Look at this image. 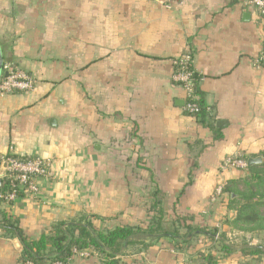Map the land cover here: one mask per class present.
Masks as SVG:
<instances>
[{"label":"crops","instance_id":"crops-1","mask_svg":"<svg viewBox=\"0 0 264 264\" xmlns=\"http://www.w3.org/2000/svg\"><path fill=\"white\" fill-rule=\"evenodd\" d=\"M0 50L3 64L35 78L33 89L0 96V154L49 162L36 195L0 201L27 237L78 216L101 230L145 226L154 190L165 220L239 231L215 189L247 173L224 159L264 161V29L244 0H0ZM186 51L204 122L183 113L184 90L171 81ZM207 243L160 238L117 261L194 264ZM235 248L218 264H264ZM20 251L0 232V264H19Z\"/></svg>","mask_w":264,"mask_h":264},{"label":"trees","instance_id":"trees-1","mask_svg":"<svg viewBox=\"0 0 264 264\" xmlns=\"http://www.w3.org/2000/svg\"><path fill=\"white\" fill-rule=\"evenodd\" d=\"M194 91L198 96L199 76L194 74ZM199 112L190 114L199 122L206 117L205 104L198 96ZM264 157V153L262 154ZM26 157V156H20ZM246 160V159H245ZM247 173L238 179L228 180L221 188L226 193L228 206L235 211L233 224L237 228H258L264 230V161L244 168ZM0 190L6 192L7 182L2 180ZM234 195V196H232ZM149 219L145 226L121 225L110 229H98L86 216H78L70 220H60L47 232H42L37 239L27 237L19 226V221L0 209V232L4 236L17 238L21 244L18 263L66 264L73 256L72 251L88 249L104 264H119L117 257L132 245L140 244L146 248L160 238H170L175 248L188 247L200 236L215 245L212 249L197 251L190 256L194 264H218L219 260L230 255L236 248L227 242L225 234L216 227H202L188 224L186 218L176 217L169 221L164 219L159 192H151ZM218 234V235H217ZM217 235V236H216ZM213 248V247H212ZM243 254H260L264 257L261 244L243 246Z\"/></svg>","mask_w":264,"mask_h":264},{"label":"built area","instance_id":"built-area-1","mask_svg":"<svg viewBox=\"0 0 264 264\" xmlns=\"http://www.w3.org/2000/svg\"><path fill=\"white\" fill-rule=\"evenodd\" d=\"M244 4L257 12L264 29V0H244ZM2 70L6 74L0 79V96L33 89L35 78L29 72L11 63L3 64ZM195 73L190 52H183L174 58L171 81L183 88L184 100L181 109L183 113L188 115L195 114L200 110L198 96L194 91ZM208 110L209 108L205 106V111ZM3 163H6V168L0 179L1 183L3 179L6 180L8 190L6 192L0 190V201L7 203L14 201L20 195H36L39 190L36 178L46 177L49 174V162L37 156L22 158L13 154H0V168ZM222 165L223 167L244 169L246 167V160L242 158H226L223 160ZM221 188L222 186L216 187V195L221 194ZM72 253L73 256L79 257H89L92 255L88 249H74ZM20 264H30V262ZM52 264L61 263L53 262Z\"/></svg>","mask_w":264,"mask_h":264},{"label":"rangeland","instance_id":"rangeland-1","mask_svg":"<svg viewBox=\"0 0 264 264\" xmlns=\"http://www.w3.org/2000/svg\"><path fill=\"white\" fill-rule=\"evenodd\" d=\"M167 221H169V220H167ZM236 229L239 231L232 233L229 238L225 235L227 242H229L231 245H233L234 247L240 248L243 246L261 244L264 248V230H261L258 228H250V227L243 228V229L236 227ZM214 246L215 245L211 244L208 241V243L206 245H204L203 248H204V251H206L207 249H212V252H214L216 254L217 251L215 250L216 247H214ZM217 255H218V253H217ZM261 257L262 256L260 255L258 258L260 259ZM258 258L256 259L257 262L259 260Z\"/></svg>","mask_w":264,"mask_h":264},{"label":"water","instance_id":"water-1","mask_svg":"<svg viewBox=\"0 0 264 264\" xmlns=\"http://www.w3.org/2000/svg\"><path fill=\"white\" fill-rule=\"evenodd\" d=\"M263 61H264V58H263ZM2 65H3V57H2V54H1V50H0V70L2 69ZM261 162H262V158L260 156H257V157H249L246 160V165L247 166H251L253 164H259ZM5 168H6V163H3L2 166H1V168H0V177L2 176ZM0 184H1V179H0ZM232 196H234V195H232Z\"/></svg>","mask_w":264,"mask_h":264}]
</instances>
